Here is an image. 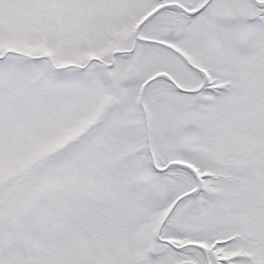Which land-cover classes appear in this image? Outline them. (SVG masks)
I'll list each match as a JSON object with an SVG mask.
<instances>
[{
  "label": "snow or ice",
  "instance_id": "6c2138e0",
  "mask_svg": "<svg viewBox=\"0 0 264 264\" xmlns=\"http://www.w3.org/2000/svg\"><path fill=\"white\" fill-rule=\"evenodd\" d=\"M0 264H264V0H0Z\"/></svg>",
  "mask_w": 264,
  "mask_h": 264
}]
</instances>
